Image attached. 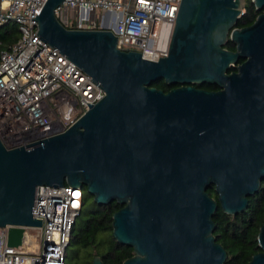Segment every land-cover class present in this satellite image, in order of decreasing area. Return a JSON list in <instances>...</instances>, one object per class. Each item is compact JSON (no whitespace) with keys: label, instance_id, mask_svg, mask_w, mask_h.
Here are the masks:
<instances>
[{"label":"water","instance_id":"1","mask_svg":"<svg viewBox=\"0 0 264 264\" xmlns=\"http://www.w3.org/2000/svg\"><path fill=\"white\" fill-rule=\"evenodd\" d=\"M63 1L44 3L38 34L104 96L64 132L25 145L39 143L32 148L0 140L7 245L20 246L26 228L41 226L36 186L66 181L85 186L98 205H122L113 237L134 252L122 264H223L227 252L213 236L217 205L243 212L264 179V0H251L261 12L242 28L241 0H181L158 60L118 49L105 27L67 29L55 14ZM228 38L235 50L223 47ZM159 79L178 86H151ZM203 83L219 89L195 86ZM212 185L217 200L206 191ZM257 240L260 251L246 264H264V224Z\"/></svg>","mask_w":264,"mask_h":264},{"label":"built area","instance_id":"2","mask_svg":"<svg viewBox=\"0 0 264 264\" xmlns=\"http://www.w3.org/2000/svg\"><path fill=\"white\" fill-rule=\"evenodd\" d=\"M46 1L0 0V24L12 20L20 32L19 40L0 54V140L7 148L26 147L64 132L89 108L87 103L104 96L86 72L39 36L37 17ZM180 2L64 0L55 14L67 29L105 27L116 36L118 49L158 60L167 52L163 34L173 26ZM69 9L71 15L66 13ZM36 188L34 218L41 226L26 228L18 247L7 245V227L0 228V264L65 262L71 228L82 206V188L67 184Z\"/></svg>","mask_w":264,"mask_h":264},{"label":"trees","instance_id":"3","mask_svg":"<svg viewBox=\"0 0 264 264\" xmlns=\"http://www.w3.org/2000/svg\"><path fill=\"white\" fill-rule=\"evenodd\" d=\"M261 10H257L251 0H244L242 13L238 17L235 27L242 28L254 22ZM20 38L18 25L8 20L0 24V54L8 50ZM228 50H235V44L228 38L223 46ZM240 58L236 65L241 63ZM236 65L230 66L228 72L236 70ZM151 86L168 91L176 85H170L164 79L151 83ZM207 90H218L216 84H195ZM65 184L67 182L65 181ZM207 193L217 200L214 186L207 188ZM88 198L92 202L87 205ZM122 207L116 201L98 205L94 202L86 187H82V206L70 233L69 242L65 249L64 264H93V259L99 257L103 264H122L124 260L134 255L131 246L120 244L113 237L112 216ZM215 229L213 236L221 244L227 257L223 264H246L252 256L260 251L258 232L264 224V179L259 190L248 196L245 210L236 215L225 213L220 205L212 216Z\"/></svg>","mask_w":264,"mask_h":264},{"label":"rangeland","instance_id":"4","mask_svg":"<svg viewBox=\"0 0 264 264\" xmlns=\"http://www.w3.org/2000/svg\"><path fill=\"white\" fill-rule=\"evenodd\" d=\"M241 3H244V0H241ZM66 13H70V15H71L72 10L69 9L68 11H66ZM65 17H67V15H65ZM91 202H92V199L88 198L87 205L90 204ZM29 232H30L31 236H34V234H35V230L34 229H30Z\"/></svg>","mask_w":264,"mask_h":264},{"label":"flooded vegetation","instance_id":"5","mask_svg":"<svg viewBox=\"0 0 264 264\" xmlns=\"http://www.w3.org/2000/svg\"><path fill=\"white\" fill-rule=\"evenodd\" d=\"M197 88H202V87H197ZM204 89V88H203ZM261 184H262V181H261ZM261 186V185H260Z\"/></svg>","mask_w":264,"mask_h":264}]
</instances>
